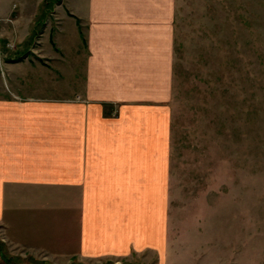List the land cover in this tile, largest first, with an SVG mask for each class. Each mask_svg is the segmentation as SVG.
Here are the masks:
<instances>
[{
    "label": "crops",
    "instance_id": "crops-1",
    "mask_svg": "<svg viewBox=\"0 0 264 264\" xmlns=\"http://www.w3.org/2000/svg\"><path fill=\"white\" fill-rule=\"evenodd\" d=\"M61 7L82 62L71 92L33 90L25 61L2 66L1 242L50 264H160L170 234L176 0Z\"/></svg>",
    "mask_w": 264,
    "mask_h": 264
},
{
    "label": "rangeland",
    "instance_id": "rangeland-1",
    "mask_svg": "<svg viewBox=\"0 0 264 264\" xmlns=\"http://www.w3.org/2000/svg\"><path fill=\"white\" fill-rule=\"evenodd\" d=\"M62 2L0 0L4 87L10 59L25 61L33 90L69 93L78 83L82 62ZM174 65L170 234L160 264H264V0H176ZM0 251V264H50L1 239Z\"/></svg>",
    "mask_w": 264,
    "mask_h": 264
},
{
    "label": "trees",
    "instance_id": "trees-1",
    "mask_svg": "<svg viewBox=\"0 0 264 264\" xmlns=\"http://www.w3.org/2000/svg\"><path fill=\"white\" fill-rule=\"evenodd\" d=\"M57 1H60V0H57ZM1 254L4 256L3 252H1Z\"/></svg>",
    "mask_w": 264,
    "mask_h": 264
}]
</instances>
